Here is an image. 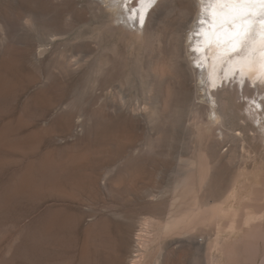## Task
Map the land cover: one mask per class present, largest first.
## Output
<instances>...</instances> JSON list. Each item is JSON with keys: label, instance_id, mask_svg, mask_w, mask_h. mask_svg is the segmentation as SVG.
<instances>
[{"label": "rangeland", "instance_id": "obj_1", "mask_svg": "<svg viewBox=\"0 0 264 264\" xmlns=\"http://www.w3.org/2000/svg\"><path fill=\"white\" fill-rule=\"evenodd\" d=\"M160 1L140 33L113 0H0V264H129L177 199L203 207L201 264H264V51L203 70L205 0ZM182 232L152 261L195 264Z\"/></svg>", "mask_w": 264, "mask_h": 264}, {"label": "bare ground", "instance_id": "obj_2", "mask_svg": "<svg viewBox=\"0 0 264 264\" xmlns=\"http://www.w3.org/2000/svg\"><path fill=\"white\" fill-rule=\"evenodd\" d=\"M113 1H114L113 16L114 17L116 16V18H114V19H116V22L119 24H122V25H124L130 29H134L140 33H142L145 30V28L147 27V23L149 21L150 16L155 11L156 6L159 3H161L160 0H145L144 1V3H145L144 7L142 6L139 10L136 8L137 4L134 5L135 1H138V0H126V2H124V0H113ZM119 1L122 4V7L120 9L117 6V3H119ZM133 1H134V3H133ZM202 1H204V0H202ZM204 2H205L204 4H202L203 2L201 3L202 6L204 5L203 6L204 8L202 10L200 17L198 18V22L195 25L196 28L192 31L191 41H192V43L195 44L196 49L202 50V53L205 52L207 50V48L209 50L214 49L215 43L217 44L216 46H218L219 49H217L218 53L215 54L214 57L212 58V60L216 61L215 65L212 66L211 65L212 61H209L207 59L206 64H205L206 66L204 67L203 70H205L206 67L213 69L216 66L217 69L218 68L222 69L223 67L227 68L230 66L233 67V66L242 65L243 69L245 68L246 71H250L251 69H253V68L255 69L256 67L260 66L262 61L264 60V56H263V60L261 61V59L259 57H256V55H258L259 53L264 51V22L261 23V21L264 20V0H241V1H238V0H233V1H229V0L228 1L227 0H205ZM215 2L217 3V5L215 4ZM147 5H149V6H147ZM153 6H154V8H152ZM150 8H152V9L147 14L148 15L147 19L144 22L143 17H141V15H144V13H146ZM118 10H121V13H117ZM211 14H213L214 16L211 17ZM215 15H217V16H215ZM209 17H211V18H209ZM76 19H77V16H76ZM207 24H209L210 26H207ZM233 25H235V26L233 27ZM47 26H49V25H47ZM50 26L54 29V31L56 33H57V31H59L58 30L59 26L58 27L55 25H50ZM61 27H62V25H61ZM238 27H242V31L238 32L237 31ZM215 28H216V31H214ZM211 29H213L214 32H212V34H211V37L209 39L210 41L209 40L206 41L207 44H205V48H204L203 44H202V41H203L202 36L204 34L206 35L209 32V30H211ZM244 31L246 32V34H245L246 36L243 35ZM60 32L62 33V30H60ZM232 32H234L233 35H232ZM55 34H53L52 36H54ZM201 34H202V36L199 38V35H201ZM216 34H218V36H219V40L217 42L214 41V39L217 38ZM230 34H231V36H229ZM231 43L233 45H231ZM240 43L242 46L241 47L242 50L239 49V50H241L239 53H237V52L231 53V52H235L238 48H240V47H238V46H240ZM196 49H194V50H196ZM20 50H21V48H20ZM87 50H88V48H87ZM194 50H193V52H195ZM83 51H85V50H83ZM80 52H78V53H80ZM215 52H216V50L212 51V53H215ZM195 53H199V52H195ZM195 53H193V55H195ZM205 54H206V52H205ZM86 55H87V53H86ZM207 55L208 54H206V56ZM68 64H69V62H68ZM220 64L223 67H219ZM199 65L202 66V67L199 66V68H203L202 64H199ZM262 66H263V63H262ZM238 72H240V71H238ZM214 74H215V72H213V74H212L213 77H214ZM233 74H235V77H236V72L235 73L233 72ZM233 74H232V76H234ZM242 74H243V72H242ZM242 74H240V75H242ZM237 79H238V77H237ZM241 79H243V78H241ZM234 80H235V78H234ZM235 85H237V84H235ZM205 88H204V90H206ZM211 93H212V91H211ZM181 182H183V181H181ZM183 184H184V182H183ZM176 201H175L176 203L174 201H171L172 203H175V204L174 205L169 204L170 209H168V211H166V214L164 215L165 218L163 220L161 219L162 221L158 220L159 218H157L156 216L154 219L152 218V220H151V218H147V219L145 218L146 220L145 219H144L145 221L143 220L144 222H142V225L140 227L141 229H140L139 233L136 234V237H137L136 243L139 244V245L137 244L138 249H135V254L133 253L134 255L132 256V258H130L129 264H137V263L138 264H179L180 258L177 259V257H176V255H175L176 253L174 251L175 248H173L172 250H170V252L167 253V257L165 259H162V261H159V259H158L157 262L152 261L151 254L155 249H150V248H152L153 245L157 241L158 242L162 241L164 238L169 236L171 233L180 232L182 230H183L182 233L184 235H186V238L183 241H179L180 243H182L181 246H179V247L180 248L192 247L195 251V257H196L195 264H201L200 259L202 258L203 254H204V237L202 235V229H201V224L203 223V221L205 219L203 207L199 203L196 205H192V204H190L192 202H190V203L189 202H183V201L178 202V199ZM165 208L167 210V207H165ZM150 212H152V211H150ZM154 215H155V213H154ZM152 217H154V216H152ZM189 230H194L196 236L192 237L189 233ZM155 246L156 245H154V247ZM140 247H141V249L143 248L145 250V252L143 249H142L143 251H141ZM158 247H159V249H161L160 246H158ZM179 247L177 245V249ZM139 251L143 252L144 256H142V257H145V258H143V260H140V261H139V259H142V258H139V255H138ZM145 253L148 256H145ZM157 257L158 256H156V258ZM153 260H156V259H153ZM139 262H141V263H139Z\"/></svg>", "mask_w": 264, "mask_h": 264}]
</instances>
